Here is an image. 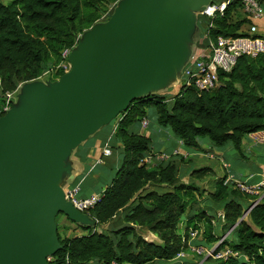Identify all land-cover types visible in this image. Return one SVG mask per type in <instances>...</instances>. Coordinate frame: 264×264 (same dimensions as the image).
Wrapping results in <instances>:
<instances>
[{
  "label": "trees",
  "instance_id": "trees-1",
  "mask_svg": "<svg viewBox=\"0 0 264 264\" xmlns=\"http://www.w3.org/2000/svg\"><path fill=\"white\" fill-rule=\"evenodd\" d=\"M118 1L12 0L4 4L0 0V118L6 114L8 93L55 69L61 63L62 51L75 46L78 35L100 20L106 5ZM258 1L264 5V0ZM241 13L242 4L235 2L223 17H200L201 31L213 42L219 36H246L240 31L251 21ZM240 15L243 17L237 19ZM64 74L59 70L55 77ZM218 75L222 85L212 92L183 85L171 98L152 94L137 99L119 116L109 145L115 150V144L122 143V163L89 212L100 225H111L107 230L77 225L84 234L74 237L58 232L63 249L51 257L49 264L174 260L189 248L191 229L200 231L204 225L203 241L213 244L220 240L213 224L219 209L224 211V235L233 228L224 245L239 253V257L220 264H264V198L253 206L257 197L232 185L224 186V179H218L214 191L206 195L196 184L181 182L176 162L156 167L141 163L152 151L151 138L140 133L144 118L152 122L150 108L155 109L160 128L170 130L187 148L195 150L201 149L200 138L208 137L217 147L232 143L242 154L245 136L264 130V56L241 57L230 73L218 71ZM210 173L213 170L205 167L193 171L192 176L201 179ZM76 184L77 180L72 185ZM149 185L169 190L144 194ZM206 203L211 206L202 209L201 204ZM252 206L249 219L238 224ZM120 215L123 225L115 228ZM139 229L149 230L161 243L146 240Z\"/></svg>",
  "mask_w": 264,
  "mask_h": 264
},
{
  "label": "water",
  "instance_id": "water-1",
  "mask_svg": "<svg viewBox=\"0 0 264 264\" xmlns=\"http://www.w3.org/2000/svg\"><path fill=\"white\" fill-rule=\"evenodd\" d=\"M214 1L121 0L77 39L69 72L21 85L19 104L0 118V264H49L63 249L60 214L105 230L66 200L72 156L133 101L181 77L200 14Z\"/></svg>",
  "mask_w": 264,
  "mask_h": 264
},
{
  "label": "built area",
  "instance_id": "built-area-1",
  "mask_svg": "<svg viewBox=\"0 0 264 264\" xmlns=\"http://www.w3.org/2000/svg\"><path fill=\"white\" fill-rule=\"evenodd\" d=\"M235 2H240L243 6V14L251 22L260 20L264 15L263 5L258 0H221L214 1L209 6H206L204 11L200 14V17L208 20L214 19L217 16L223 17L230 5ZM77 44V42H76ZM76 46V45H75ZM66 48L61 53V63L47 73L45 72L42 77L37 80H43L46 75H55L59 70L67 73L71 70V64L69 57L73 48ZM210 52L206 53L205 50L201 52H195L191 60L185 66L182 72V78L184 79V85L194 87L200 92H212L222 85L220 81L218 71L230 73L238 60L241 57H249L256 59L264 56V38L258 35L257 25H251L250 31L246 36L242 37H225L219 36L216 41H210ZM21 87V86H20ZM20 87L6 95V105L4 107L5 113H7L18 95ZM150 126V120L144 118L141 122V129L148 130ZM253 138L257 142L264 143V130L253 133ZM182 143V141H180ZM179 152L175 151L174 155H178ZM113 155V150L110 147H106L103 151L102 158H107ZM214 158V155H210ZM171 159V155L166 153H149L142 160L141 163L148 165L149 167H156L159 164L167 163ZM102 160V159H101ZM100 160V162H101ZM227 167V165H224ZM224 186H234L244 194L249 196H259L263 193V197L257 200L253 206L257 205L264 198V182L260 185L250 186L237 179L234 176L225 177L223 181ZM82 188L80 184L68 186L65 188L66 200L71 202L75 208L83 213H89L96 204L100 201L102 195H92L90 197L81 198L80 192ZM90 214V213H89ZM225 222L224 214L220 218ZM216 220V218H215ZM215 220L213 222L215 224ZM230 230L225 235H222L218 241V245L214 248L204 247L203 245L192 246L191 241L197 240L203 233L198 230L191 229L189 232L190 242L189 248L179 253L175 259L182 260L187 257V251L195 254L198 257H205L206 259L227 261L229 258L239 257V253L234 252L230 247L224 245L231 234ZM51 257L49 258V261ZM111 264H117L112 262ZM200 264V263H198Z\"/></svg>",
  "mask_w": 264,
  "mask_h": 264
},
{
  "label": "crops",
  "instance_id": "crops-1",
  "mask_svg": "<svg viewBox=\"0 0 264 264\" xmlns=\"http://www.w3.org/2000/svg\"><path fill=\"white\" fill-rule=\"evenodd\" d=\"M215 1H221V0H215ZM264 8V5H263ZM243 16H245L243 13H241ZM241 15V17H243ZM251 25H257L258 27V35L262 38H264V15L263 17L254 22H248L247 24H245L242 29H241V33H245L248 34L250 31V26ZM152 126V122L150 121V126L149 129ZM115 130V129H114ZM148 130H140V133L146 137H150L152 138L153 134L151 132H148ZM156 132V136H158L157 142H156V146L152 148L151 153H166L171 155V159L168 162H176L179 165V177L182 183L185 184H190L192 183L193 179H192V173L193 171L191 170L192 168H190L192 165V163H201L203 165V167H209L211 168L213 171H215V168H213V165L218 166L222 171H221V175L218 176V179H224L225 177H232L234 176L235 179L250 185V186H256V185H260L261 183L264 182V143L262 142H257L254 140L253 138V133L249 134L247 136H245V138L243 139V146H242V154L240 153H234L235 159L236 161L239 162V165L244 167V168H237L236 169V174L233 170V167L230 163H227V157H228V152L232 151L233 147H225V148H217L215 150H213V145H211V143H206L205 141H201L200 140V144H201V149L200 150H195V149H190L187 148L183 143L180 142V140H178L175 135L168 129L166 128H158L157 130H155ZM114 132V131H113ZM112 132V133H113ZM111 135H105L103 137H91L87 142L86 145H82L83 147L81 148L79 154L80 155H84L87 157V159L82 160V158L80 156H78L79 154L74 153L72 156V161H73V170L72 173L75 176V180H78L79 177H81L82 175H84L85 173H89V171L91 169H97L98 167H96L97 165H105V162L103 163V151L104 149L109 145V142H111ZM106 138H108L106 140ZM152 140V139H151ZM107 141V142H106ZM115 150H113V155L107 158H111L113 156H115V153L118 151H120V153H118L115 157H116V167L112 168V172L113 171H117L121 165L122 162V155H123V145L122 143H116L115 144ZM234 146V145H233ZM111 148V147H110ZM112 149V148H111ZM236 150V148H235ZM77 151V150H76ZM175 151H178L179 154L178 155H174ZM210 155H214V158L210 157ZM102 159V160H101ZM91 161L90 163H93L94 165L91 167V169H89L88 171V165L86 164V162ZM101 160V162H100ZM167 162V163H168ZM190 162V164H189ZM240 162H244L241 163ZM182 165V166H181ZM224 165H227L224 166ZM198 167V166H195ZM190 168V169H189ZM182 169H184V172L182 175L181 171ZM94 170V171H95ZM93 174V172H92ZM94 178L96 179H100V173L94 175ZM112 181V180H111ZM111 183V182H110ZM109 184L105 185L104 187H91L90 189H83L80 192V197L81 198H86V197H90L92 195H102L104 193L105 188L108 186ZM68 186H72V184H67L66 187ZM65 187V188H66ZM82 187V186H81ZM199 187H201L202 189H204L206 191V195H208L209 193H212L215 189L213 181H204L202 183L199 184ZM161 189H163V187H158V186H148L146 188V192L149 191H160ZM260 198L263 197V193H261ZM203 200V199H202ZM200 200V201H202ZM202 209H209V207L206 204H201ZM211 214H214V210L210 211ZM222 214H224L223 209H219L217 212H215L214 216H216V220H215V227H216V232L217 230L221 231L223 228V225L225 222H223L222 219H220L222 217ZM186 218V217H185ZM122 215H120L117 219H116V223H115V228L116 227H120L123 225V221H122ZM185 221V219H184ZM74 225V224H73ZM110 224H106L103 225L105 227V230H107L109 228ZM184 227V226H183ZM204 230V225H201V229L200 232L203 233ZM233 231V228L231 229ZM140 234L148 241H152L155 243H161V240L154 235L153 233H151L149 230L147 229H139ZM231 231V232H232ZM82 235V234H81ZM223 235V233H222ZM203 235H201L199 237V239L191 241L190 244L192 246H197V245H203L204 243H206L205 241H202ZM201 241V242H200ZM187 257L185 259L182 260H169V262L163 263L162 260H158L149 264H197L200 263L202 260V257H198L195 254L191 253L190 251H187ZM210 259H206V261H208Z\"/></svg>",
  "mask_w": 264,
  "mask_h": 264
},
{
  "label": "rangeland",
  "instance_id": "rangeland-1",
  "mask_svg": "<svg viewBox=\"0 0 264 264\" xmlns=\"http://www.w3.org/2000/svg\"><path fill=\"white\" fill-rule=\"evenodd\" d=\"M1 1L4 4H9L12 0H1ZM120 1L121 0H119L116 3H112V4L106 5L105 8L103 9V10H105V12L101 16L100 20H98L96 23H94L91 27L86 28L84 30V32L93 29V27H95L97 24L104 23V22L108 21V18L110 19V17L113 15V13H114V11H115V9L118 6ZM240 18H241V15L238 16L237 19H240ZM199 19H200V17H199ZM198 27H200V28L196 31V33L193 36V44L191 46L192 50L195 51V52H201L202 50H205V52L208 53V52H210V47H209L210 46V41L208 40L209 39L208 34H206V33L201 31L200 24H199ZM83 33L78 35V38L80 36H82ZM48 71H50V70H48ZM48 71H46V73ZM58 80H59V78H56L55 75H51L50 76L48 74V75H46L44 77V79L42 81L48 83L49 81L56 82ZM177 80H176V82L174 84L171 85V87L165 88V89L161 90L160 92H157V93L155 92L153 94L154 95H164V96H167V97L171 98L172 96L176 95L179 92L181 86H183L184 83H185L184 79L182 78V74H181V77L178 78ZM14 102L19 104L18 95L15 97ZM149 113H150L151 119H152V126H151L150 130H148V132H151L153 134V136L151 138L152 139L151 140V147L153 148V147L156 146L155 144H156L157 139H158V136H156V133H155L156 131L155 130H157L160 126L158 124V121H157V118H156V115H155V109L154 108H150L149 109ZM119 119H120V117L117 118L115 121H113L110 126H107V127L103 128L102 131L99 134L97 133L98 134L97 137H103L105 135L111 134L114 131V129L116 127V124L119 121ZM200 140L201 141H205L206 143L210 142L211 145H213L208 137H201ZM83 145H85V143ZM80 147H82V146H80ZM225 147H233L232 148L233 150L228 152L227 163L231 162V165L233 167L234 172L236 173L237 172L236 169L239 168V167L240 168H244V167L240 166L239 162L236 161V159H235L234 153H239V152L237 150H235V147L233 146L232 143H227L223 147H217V146L213 145V150H215L217 148H221L222 149V148H225ZM78 149H77V151H78ZM77 151H75L74 153H76ZM118 153H120V151H118V149H117V152L115 153V156ZM115 156H113L111 158H103V163L106 161L105 165H103V166L97 165L96 167H98V166L99 167L96 170L95 169H91V167L94 164L90 163L91 162L90 160L88 162H86V164L89 166L88 167V171H89V169H91V170L89 171L88 174L85 173L84 175L79 177L78 180H77V184L79 183L80 186H82L81 188L86 189V190L90 189L91 187H94V188H96V187H104L105 185L110 184L111 180H113V178L116 176L117 171H118L117 170V171H113L112 172V168L116 167V157ZM123 156L124 155H122V158H123ZM241 163H244V162H240V164ZM189 164H190V162H189ZM191 165L192 166L190 168H192L191 169L192 171H195V170H198V169H201V168H205L203 166H206V165H203L201 163H192ZM195 166H198V167H195ZM213 168H215V171H213V173H210V174H208L207 176H205L204 178H201V179H198V178H196V177L191 175L192 179H193L192 183L196 184L197 186H199L200 183H202V182H204L206 180L207 181H213V184H214V187H215V184H216V182L218 180V176L221 175V171L222 170L218 166L215 167V165H213ZM92 172H93V174H92ZM183 172H184V169H182V171H181L182 175H184ZM99 173H100V179L94 178V175L99 174ZM236 174H238V173H236ZM167 190H169V189L168 188H163V189L160 190V192H164V191H167ZM254 197H257L258 200H260V196H254ZM206 205L207 206H211L208 203H206ZM67 219L68 218L65 215H63V214H60L57 217V219H56L57 225H58V232L61 233V235L63 237H66V236L74 237V236H77V235L84 234V231L77 226V225H80V224H75L74 223V225H73L71 223V221H69ZM248 219H249V217H248V215H246L245 216V220H248ZM221 231L217 230L216 234H217L218 237L222 236L223 231L222 232ZM223 235H224V233H223ZM200 236H201V234H200ZM202 241H203V238H202ZM216 245H218V241L216 243H213V244H210V243H207V242L203 244L204 247H208V248L209 247L214 248ZM162 262L166 263V262H169V261L162 260ZM221 262H222L221 260H214V259H210V260L206 261V258L202 257V260H201L200 264H220Z\"/></svg>",
  "mask_w": 264,
  "mask_h": 264
}]
</instances>
